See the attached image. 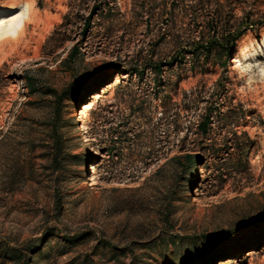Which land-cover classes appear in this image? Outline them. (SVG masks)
I'll return each instance as SVG.
<instances>
[{
	"label": "rangeland",
	"instance_id": "1",
	"mask_svg": "<svg viewBox=\"0 0 264 264\" xmlns=\"http://www.w3.org/2000/svg\"><path fill=\"white\" fill-rule=\"evenodd\" d=\"M20 1L35 18L0 43V264H264V0ZM249 20L230 61L178 55ZM101 73L59 105L52 163L47 92Z\"/></svg>",
	"mask_w": 264,
	"mask_h": 264
},
{
	"label": "trees",
	"instance_id": "2",
	"mask_svg": "<svg viewBox=\"0 0 264 264\" xmlns=\"http://www.w3.org/2000/svg\"><path fill=\"white\" fill-rule=\"evenodd\" d=\"M200 9L203 7L207 6V3L203 2L200 5ZM102 8V4L98 3L95 4L91 10L90 16L85 21V32L88 31V28L91 27L92 23V18L97 14V11H99ZM213 19V18H212ZM215 22V25H214ZM213 23V24H212ZM219 20L218 16L213 19L212 22H208L207 26L211 27L212 26V32L216 33V30L220 27L219 25ZM250 23V20H249ZM255 23L254 25H262V22L260 20L253 22ZM212 24V25H211ZM250 27H254L252 23L246 24L244 28H240L237 30H228L226 32L227 34V39L230 40L227 41L226 43H195L192 44L191 46H186V47H179V53L178 55H181V59L185 58L187 55H190L194 59V64L196 65H203L204 61H208L209 58H213L218 54V58H222L223 55H225L226 60L230 61L232 59V51L234 48V45L238 38L243 36L249 29H252ZM227 28V27H226ZM230 28V27H228ZM188 48V49H187ZM74 51H78V48L76 46H73L71 48V54ZM180 59V58H179ZM178 63V60H175ZM167 65L164 63L158 62L154 66H151L150 69L155 72L157 75H161L164 71V68ZM144 70H148V68L144 67ZM193 69H195L193 67ZM201 69L204 71V66L201 67ZM144 70L140 68H136L133 70H130V74H135L138 77H142L144 74ZM107 78L106 74L101 73L100 76H95L92 77L90 80H85L84 82H78V84H73L68 90H65L63 92L58 93L56 90H49L48 95H51L54 97V100L52 101V105H54V111H55V116L50 119L48 122L44 123L45 127V142L43 144V149H44V157L49 159L52 163L56 161L57 154L60 150V145H59V136L57 134V125H56V118H57V112H58V107L59 105L62 104V102L71 97H73L74 100H81V94H85L89 92L90 90L93 89L95 86H100L104 83V80ZM30 89V95L34 94L33 86L29 85ZM83 96V95H82ZM56 117V118H55ZM211 118H212V112L206 114L203 118V122L199 125V128L201 129L202 133H207L208 131V125L211 124ZM185 161H186V168L188 169L193 161V157L191 155L185 156Z\"/></svg>",
	"mask_w": 264,
	"mask_h": 264
},
{
	"label": "bare ground",
	"instance_id": "3",
	"mask_svg": "<svg viewBox=\"0 0 264 264\" xmlns=\"http://www.w3.org/2000/svg\"><path fill=\"white\" fill-rule=\"evenodd\" d=\"M13 14L18 13L17 15L4 18L3 21H13L15 17H21V19L13 24L5 25L3 32V37L0 38V43L6 41L10 38H17L20 34L24 33L27 26L33 21V3L30 1H11L6 5H0V14ZM233 63H238V59H234Z\"/></svg>",
	"mask_w": 264,
	"mask_h": 264
},
{
	"label": "snow or ice",
	"instance_id": "4",
	"mask_svg": "<svg viewBox=\"0 0 264 264\" xmlns=\"http://www.w3.org/2000/svg\"><path fill=\"white\" fill-rule=\"evenodd\" d=\"M17 20H18V17L13 18V21H17ZM6 24L10 25L12 23H9V21H0V38L3 37V32H4Z\"/></svg>",
	"mask_w": 264,
	"mask_h": 264
},
{
	"label": "clouds",
	"instance_id": "5",
	"mask_svg": "<svg viewBox=\"0 0 264 264\" xmlns=\"http://www.w3.org/2000/svg\"><path fill=\"white\" fill-rule=\"evenodd\" d=\"M20 19H21V17L18 16V20H17V21H9V23H12V24H13V23H16V22H18Z\"/></svg>",
	"mask_w": 264,
	"mask_h": 264
}]
</instances>
